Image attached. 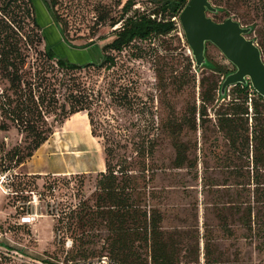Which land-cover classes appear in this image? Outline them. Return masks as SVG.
Instances as JSON below:
<instances>
[{"label": "rangeland", "instance_id": "374dc122", "mask_svg": "<svg viewBox=\"0 0 264 264\" xmlns=\"http://www.w3.org/2000/svg\"><path fill=\"white\" fill-rule=\"evenodd\" d=\"M33 1L43 32L34 26L26 0H0V13L1 8L6 11V15L0 14V22L9 25L0 33L2 41L6 40L0 53L14 60L22 78L14 88L6 65L0 62V157L16 149L24 159L30 152L34 158L42 153L50 170L67 172L25 179L20 165L7 174L8 192L0 190V264H116L107 243L106 220L98 219L99 224L90 229L85 218L97 201L100 176L107 171L105 135L121 142L129 161L136 157L135 143L146 136L156 140L154 158L146 162L152 168L139 183L141 202L149 213L155 209L162 219L161 229L174 237L180 264H264V240L251 241L240 220L241 204L249 199L236 186L239 178L229 170L247 160L231 151L229 140L216 128L213 108L204 125L197 114V129H192V111L200 107L201 80L212 71L192 67L180 23L168 35L135 41L121 53L107 52L116 58L111 70L91 67L69 72L47 60L42 33L49 38L56 35L40 0ZM127 1L57 0L55 11L70 42L77 46L97 43L103 48L122 23L112 28L100 24L99 18L103 14L118 18ZM210 1L221 10L209 17L218 23L233 18L243 27H254L248 38L264 52V0ZM155 7L150 0H137L133 11L150 12ZM66 54L75 64L102 61L98 48L87 50L88 56L72 51ZM207 56L213 65L234 70L212 44ZM218 78L223 81L225 76ZM71 81L93 96L96 136L85 113L59 123L60 105L65 103ZM31 90L35 101L40 93L46 97L43 112L46 107L52 110L38 119V128L45 133L51 129V134L47 132L49 139L37 151H33L32 135L7 112L10 106L30 100ZM176 141L187 144L193 170L176 168ZM252 158L253 153L251 162ZM138 167L133 158L131 169ZM11 175L22 180L17 196L11 194ZM0 176L5 174L0 171ZM219 212L227 217L231 237L220 225ZM140 252L149 261V251L141 248Z\"/></svg>", "mask_w": 264, "mask_h": 264}, {"label": "trees", "instance_id": "16d2710c", "mask_svg": "<svg viewBox=\"0 0 264 264\" xmlns=\"http://www.w3.org/2000/svg\"><path fill=\"white\" fill-rule=\"evenodd\" d=\"M150 1L156 6L154 11H144L143 13L133 11L137 0H128L118 18L109 19L107 15H101L99 18L100 24H108L114 28L122 23L121 27L114 31V39L101 48L97 43L77 46L70 42L66 38L61 20L55 11L57 0H40V5L44 6L49 19L53 23L52 31L56 35L49 38L45 31L42 33L47 60L55 62L59 69L69 72L91 67L111 70L116 66V58L114 55L107 54V52L121 53L135 41L146 42L153 36L168 35L177 30V25L180 23V14L189 0ZM26 2L33 14L34 26L43 32L35 2L33 0H26ZM5 13V8H1L0 14L6 15ZM167 17L169 19H166ZM7 26H9L7 23L0 22V33ZM248 28H252L254 32V27ZM5 43L6 40L2 41L0 37V46L5 45ZM92 48H98L102 51V61L100 63L83 64L82 60V64H75L65 58L68 55L66 53L70 51L88 56L87 50ZM261 52L264 58V52L262 50ZM94 54L97 55V51ZM192 59H190V63L198 71ZM1 61L8 69L12 86L16 88L22 79L17 64L8 54L3 52L0 53ZM209 63L212 66L204 68L212 71V75L208 78L203 77L201 80L200 107L198 109L195 106L192 111V129H197L196 115L199 114L204 125L206 117L209 116V110L213 108L215 110L216 128L220 133H224L229 140L231 151L238 154L242 160L244 158L247 160V163L240 166L235 165L233 168L229 167V170L235 178H239L236 181V186L249 199V201L241 204L242 214L240 220L242 225L250 234L251 241H262L264 240V181H262V178H264V98L260 97L250 86L237 85L229 89L226 97L222 100L221 88L223 81L217 79V76L226 77L235 69L228 70L215 66L210 61ZM61 82H64V80ZM72 82L74 81H71V85H67L68 96L65 103L60 105L59 123L62 124L71 116L85 113L90 121L92 135L96 136V124L91 111L93 96ZM7 102L12 103L10 99ZM57 103L58 101L54 99L53 104ZM45 105L46 97L44 94L40 93L37 101H35L34 93L31 90L30 100H22L14 108L10 106L7 111L9 116L34 138L33 151H37L49 139L47 132L51 134V129L45 133V131L38 128V119L52 112L48 107L43 112L42 108ZM104 139L106 140L104 152L107 171L100 176L95 206L85 213V218L87 217L86 226H91L89 228L93 229L94 225L99 224L98 219H101V222L102 219L106 220L105 223L109 232L107 243L110 248V256L116 264H180V251L174 237L167 235L161 229L162 219L155 209H152L149 213L148 210L143 209L141 202L143 195L139 183L140 179L143 180L145 172H150L152 168V165L148 167L146 162L152 161L154 158L157 146L156 140L154 137L146 136L135 143L134 155L136 157H132L131 162L126 156L125 147L121 145V142L114 139L113 135H105ZM252 143L254 147L251 146ZM174 148L176 151V168L186 167L193 170L195 166L189 160L187 144L176 141ZM122 150H124L123 153ZM252 153L254 158L251 162L250 154ZM32 156V152H30L24 159L17 149L16 151L6 152L0 157V171L11 173ZM133 158L136 166H139L136 171L131 169ZM151 172L154 173V171ZM136 173H140V175L136 176ZM19 177V175L14 177L12 184L13 196L18 195V186L22 183ZM28 177L35 176H25V179H28ZM250 187H254V189L250 190ZM218 219L224 232L231 237L233 233L226 215L219 212ZM92 232L94 231L91 230ZM141 248H146L149 251V255H147L149 261L141 255ZM207 249L209 250L208 245Z\"/></svg>", "mask_w": 264, "mask_h": 264}, {"label": "water", "instance_id": "95a60500", "mask_svg": "<svg viewBox=\"0 0 264 264\" xmlns=\"http://www.w3.org/2000/svg\"><path fill=\"white\" fill-rule=\"evenodd\" d=\"M219 9L210 0H189L180 14V26L190 53L198 70L211 67L207 59V46L214 45L233 65L235 71L222 83L221 98L237 85L250 86L264 98V60L254 39L248 38L252 28L243 27L229 18L222 23L214 21L209 14Z\"/></svg>", "mask_w": 264, "mask_h": 264}, {"label": "crops", "instance_id": "0c3cea01", "mask_svg": "<svg viewBox=\"0 0 264 264\" xmlns=\"http://www.w3.org/2000/svg\"><path fill=\"white\" fill-rule=\"evenodd\" d=\"M74 130H77V128H74ZM79 131V130H78ZM86 137V136H85ZM88 137V136H87ZM33 158V159H32ZM32 160H29L28 162L24 163L21 166V169H23V174L26 176H45L48 175L50 172L52 173H65V171H58L56 169L50 170L48 165L45 163V161L42 158V153L37 154V157H32Z\"/></svg>", "mask_w": 264, "mask_h": 264}, {"label": "built area", "instance_id": "2783aa9c", "mask_svg": "<svg viewBox=\"0 0 264 264\" xmlns=\"http://www.w3.org/2000/svg\"><path fill=\"white\" fill-rule=\"evenodd\" d=\"M4 174H5L4 177L0 176V190H1L4 194H7V192H8V188H7V186H6L5 178H7V174H10V173H4ZM11 177H12V178H11L12 181H11V185H10V187L12 188V184H13V181H14V176L11 175ZM11 194L13 195V191H12Z\"/></svg>", "mask_w": 264, "mask_h": 264}]
</instances>
